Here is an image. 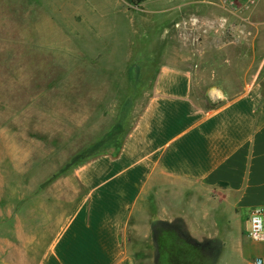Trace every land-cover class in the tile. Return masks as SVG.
<instances>
[{
	"label": "rangeland",
	"instance_id": "374dc122",
	"mask_svg": "<svg viewBox=\"0 0 264 264\" xmlns=\"http://www.w3.org/2000/svg\"><path fill=\"white\" fill-rule=\"evenodd\" d=\"M163 65L194 70L203 106L240 93L264 77V0H0V203L59 188L121 126L114 152ZM171 237L157 264L218 259Z\"/></svg>",
	"mask_w": 264,
	"mask_h": 264
},
{
	"label": "crops",
	"instance_id": "0c3cea01",
	"mask_svg": "<svg viewBox=\"0 0 264 264\" xmlns=\"http://www.w3.org/2000/svg\"><path fill=\"white\" fill-rule=\"evenodd\" d=\"M196 81L161 66L117 154L77 165L50 192L3 200L0 264H157L164 233L179 230L215 264H264V241L249 237L264 210V77L209 106Z\"/></svg>",
	"mask_w": 264,
	"mask_h": 264
},
{
	"label": "trees",
	"instance_id": "16d2710c",
	"mask_svg": "<svg viewBox=\"0 0 264 264\" xmlns=\"http://www.w3.org/2000/svg\"><path fill=\"white\" fill-rule=\"evenodd\" d=\"M136 1H140V0H136ZM120 132H121V126L118 127V130L116 132L110 133V134L106 135L104 138H102L100 141H98L96 143V145H95L96 154H93L91 156L86 157L79 164H82V163H84V162H86V161H88V160H90L92 158H95V157L100 156V155H103V154H114V155L117 154L120 151L121 147H122L124 138H125V136H126V134H127L128 131L125 133V135H124V137L122 139V142H121L120 146H118V148L114 152H112V153H105L104 150H107L109 147L115 145L114 143L116 142L117 137H118V135H119ZM79 164H77V165H79ZM170 236H173V237H171L173 239L176 238L175 237V232L174 231H166L164 233V237H166L167 239H169ZM164 260H165V258H164Z\"/></svg>",
	"mask_w": 264,
	"mask_h": 264
},
{
	"label": "built area",
	"instance_id": "2783aa9c",
	"mask_svg": "<svg viewBox=\"0 0 264 264\" xmlns=\"http://www.w3.org/2000/svg\"><path fill=\"white\" fill-rule=\"evenodd\" d=\"M249 237L252 241H264V210L256 208L249 218Z\"/></svg>",
	"mask_w": 264,
	"mask_h": 264
},
{
	"label": "bare ground",
	"instance_id": "6f19581e",
	"mask_svg": "<svg viewBox=\"0 0 264 264\" xmlns=\"http://www.w3.org/2000/svg\"><path fill=\"white\" fill-rule=\"evenodd\" d=\"M212 95H215V96H221L222 93H221L220 91H218V90H214V91L212 92Z\"/></svg>",
	"mask_w": 264,
	"mask_h": 264
}]
</instances>
